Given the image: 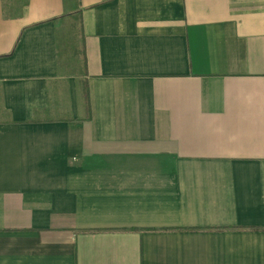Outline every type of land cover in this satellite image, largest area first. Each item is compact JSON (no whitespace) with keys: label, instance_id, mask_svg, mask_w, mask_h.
<instances>
[{"label":"crops","instance_id":"1","mask_svg":"<svg viewBox=\"0 0 264 264\" xmlns=\"http://www.w3.org/2000/svg\"><path fill=\"white\" fill-rule=\"evenodd\" d=\"M0 264H264V0H0Z\"/></svg>","mask_w":264,"mask_h":264},{"label":"rangeland","instance_id":"2","mask_svg":"<svg viewBox=\"0 0 264 264\" xmlns=\"http://www.w3.org/2000/svg\"><path fill=\"white\" fill-rule=\"evenodd\" d=\"M23 0H14V4H11V0H7V6L10 13H15L19 10ZM75 27V26H74ZM78 29V27H76ZM73 51V49H71ZM73 67V66H72ZM59 91L62 92V96L66 97L68 94V84L66 81H62L59 84Z\"/></svg>","mask_w":264,"mask_h":264},{"label":"trees","instance_id":"3","mask_svg":"<svg viewBox=\"0 0 264 264\" xmlns=\"http://www.w3.org/2000/svg\"><path fill=\"white\" fill-rule=\"evenodd\" d=\"M82 96L84 97L86 108L90 111L89 89L85 83L82 85Z\"/></svg>","mask_w":264,"mask_h":264}]
</instances>
